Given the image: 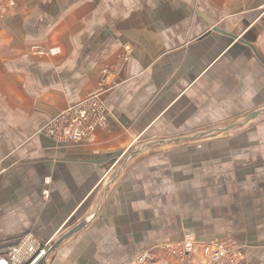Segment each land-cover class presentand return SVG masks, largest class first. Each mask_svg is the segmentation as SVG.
<instances>
[{"label": "crops", "instance_id": "0c3cea01", "mask_svg": "<svg viewBox=\"0 0 264 264\" xmlns=\"http://www.w3.org/2000/svg\"><path fill=\"white\" fill-rule=\"evenodd\" d=\"M0 4V255L85 223L46 264H179L187 235L264 264V122L237 123L264 112V0ZM106 69L107 125L58 145L43 127Z\"/></svg>", "mask_w": 264, "mask_h": 264}, {"label": "built area", "instance_id": "2783aa9c", "mask_svg": "<svg viewBox=\"0 0 264 264\" xmlns=\"http://www.w3.org/2000/svg\"><path fill=\"white\" fill-rule=\"evenodd\" d=\"M57 53L56 50L51 51ZM109 70L102 75L100 85L79 102L68 106L52 119L44 131L60 146L93 143L99 128L105 127L108 112L103 102V94L108 89L106 82ZM51 241L43 242L34 235L27 234L0 255V264H36L47 254ZM201 250L210 264H238L242 256V247L233 237L215 242H204L193 235L185 236L181 241L169 242L164 251L174 257L179 264L192 261ZM155 260L152 251H147L133 260L132 264H148Z\"/></svg>", "mask_w": 264, "mask_h": 264}, {"label": "rangeland", "instance_id": "374dc122", "mask_svg": "<svg viewBox=\"0 0 264 264\" xmlns=\"http://www.w3.org/2000/svg\"><path fill=\"white\" fill-rule=\"evenodd\" d=\"M8 10V5L7 6H4V4H0V11H1V14H2V12H5V11H7ZM3 15H0V18L2 17ZM32 50L34 51V52H40V53H45V54H51V55H55V54H58L59 53V51L57 50V49H50V50H48V49H44V48H42V47H40V46H34L33 48H32ZM53 50H56L57 51V53H55V54H52L51 53V51H53ZM70 106V105H69ZM68 107V106H67ZM66 107V108H67ZM65 108V109H66ZM64 110V109H63ZM62 110V111H63ZM59 113H61V112H59ZM58 113V114H59ZM57 116V115H56ZM55 116V117H56ZM55 117H53L52 119H54ZM51 119V120H52ZM50 120V121H51ZM49 121V122H50ZM48 122V123H49ZM246 123V125H251V127L250 128H254V127H256V124L257 123H263L264 122V112L262 113H260V114H258L257 116H255V117H253L250 121H248V117L247 116H245V117H242L241 119H239L238 121H237V123ZM47 123V124H48ZM47 124L45 125V127L47 126ZM45 127H43V129H42V132L45 134V135H47L46 134V132L44 131V129H45ZM221 128V127H220ZM223 128V127H222ZM237 133V131H236V129H235V131H233V130H229V131H225L224 133H221V131H216V130H214V131H212L211 132V134H213V135H220V136H231L232 134H236ZM210 134V133H209ZM48 137H50L49 135H47ZM50 138H52V137H50ZM53 139V138H52ZM122 162L124 163V161L122 160ZM119 166H120V164H119ZM120 168V167H119ZM235 239V238H234ZM54 243V242H53ZM52 243V244H53ZM52 244L50 245V247L52 246ZM49 247V248H50ZM48 248V249H49ZM43 258V257H42ZM41 258V259H42ZM40 259V260H41ZM47 259H48V257H47ZM39 262H37L36 264H38Z\"/></svg>", "mask_w": 264, "mask_h": 264}, {"label": "water", "instance_id": "95a60500", "mask_svg": "<svg viewBox=\"0 0 264 264\" xmlns=\"http://www.w3.org/2000/svg\"><path fill=\"white\" fill-rule=\"evenodd\" d=\"M219 32H222L228 36H230L231 38H234V35L226 33L225 31H222L220 29H217ZM261 111H257L255 113H253L249 118L248 121L251 120L253 117L257 116L258 114H260ZM85 226V223H81L79 225H77L76 227H74L73 229H71L70 231H68L66 234H64L63 236H61L57 241H55L52 246L48 249L47 254L39 261L38 264H46L47 263V257L53 252L55 251L62 243L63 241H65L67 238H69L70 236H72L74 233L78 232L80 229H82Z\"/></svg>", "mask_w": 264, "mask_h": 264}]
</instances>
